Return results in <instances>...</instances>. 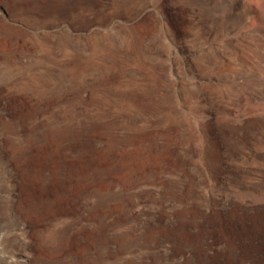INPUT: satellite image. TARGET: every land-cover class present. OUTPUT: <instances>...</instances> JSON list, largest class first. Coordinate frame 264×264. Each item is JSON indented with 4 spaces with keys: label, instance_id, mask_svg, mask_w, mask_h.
<instances>
[{
    "label": "rangeland",
    "instance_id": "374dc122",
    "mask_svg": "<svg viewBox=\"0 0 264 264\" xmlns=\"http://www.w3.org/2000/svg\"><path fill=\"white\" fill-rule=\"evenodd\" d=\"M6 37L24 46L17 59L0 56V139L10 138L9 150L17 148L10 128H27L73 102L88 107L87 96L103 74L110 73L108 86L118 87L147 79L151 65L158 100L118 124L159 127L160 140L175 147L182 188L173 196L149 180L116 213L115 196L103 198L90 187L72 191L75 171L61 159L42 167L45 181L57 170L58 185L31 196L42 207L24 216L28 231L14 238L1 203L9 158L0 154V264H27L19 257L28 254L38 256L30 264H46L41 254L62 249L68 235L94 230L108 237L127 226L145 230L166 221L170 227L145 264H264V0H0V39ZM100 39L113 48L74 86L57 79L43 91L27 88L31 68L82 64ZM90 135L68 159L89 146ZM102 139L98 134L93 142ZM190 175L199 183L187 190ZM8 219H17L13 205Z\"/></svg>",
    "mask_w": 264,
    "mask_h": 264
},
{
    "label": "bare ground",
    "instance_id": "6f19581e",
    "mask_svg": "<svg viewBox=\"0 0 264 264\" xmlns=\"http://www.w3.org/2000/svg\"><path fill=\"white\" fill-rule=\"evenodd\" d=\"M140 33L141 34H138L137 32L138 36L142 38L143 33ZM15 39L14 41L7 37L0 39V56L5 62L17 59L22 55L21 53L24 46L18 40L15 41ZM110 45L111 44H108L107 41H102L101 39L94 41L91 57L89 56L90 58H88L87 61L79 65H71L68 62H62L55 68L50 67V65H43L36 69L31 68L26 82L27 88L30 87L35 90L43 91L49 87L48 84L57 79L66 80V83L68 82L67 84L70 85L69 88H71L75 81L77 83V81L84 76L85 72L91 67V64L98 65L105 61V57L110 51L108 50L110 49ZM112 45L111 47L113 48ZM105 63L103 64L105 65ZM148 72L149 76L147 79L135 82L127 79V81H124L123 84L121 83L122 85L118 87H115L116 85H114V87H110L111 85L108 86V82L111 79L110 73L103 74L104 76L102 79L96 83L97 85L90 91L87 99L85 98L88 100V103H85L88 107L83 104V100L82 102H73L68 105H62L60 109L49 117L36 121L32 119L34 122L29 124L27 128H13L12 130L10 128L13 142L17 146L14 152H12L13 149L9 150L8 140L10 138L7 140V138L1 136L0 154L9 158L4 163L3 167V170L8 172L9 176L5 189L6 194L1 203H3L6 208V222L11 228L12 237L19 238L26 233L28 228L24 216L32 213V211L36 212L42 207L43 201L34 198L32 200L31 196L41 189V187L46 188L47 191L49 186L55 187L58 185L57 170L55 169V172L51 170L52 172L48 177L49 179L45 181L43 179L44 172L42 174L41 171L42 167L52 163L58 166L61 159H64L63 162H67L69 168L71 167L72 171L73 169L75 171L69 176V183L71 184L70 189H72V191L90 187L94 188L103 198L115 196L116 201L111 209L116 213L124 212L129 204V195L134 192L135 188L147 183L149 180L152 182H161L168 194L173 196L177 189L182 188L180 179H178L180 176L178 175V178L175 177V147L160 140L159 133L161 132L158 133L159 127L157 130V128L150 127V123L141 124L139 122L136 129L128 130L129 128L131 129L130 126L125 129L121 127L124 123H120L123 124L121 126L118 124L123 119V116L125 117L128 114L131 116L134 112L136 115L138 111L151 105L152 101L158 100L156 96H153L155 92L153 89L155 81V78H153L154 67L150 65ZM91 83L93 84V82ZM57 89L58 87L56 90ZM55 92L53 94L56 95L57 93ZM80 94L82 95V93ZM168 114L170 113L168 112ZM168 114L167 118L169 117ZM34 117L33 115V118ZM143 117L144 116H142V118ZM134 125H136V123ZM162 131L164 130L162 129ZM167 132L169 133V131ZM86 133L91 134L89 146L84 150L82 149L83 152H80L78 157H75L76 159H68L67 156L69 157V154L73 152V146L80 143ZM98 134H100L103 139L102 142L97 144L94 143L93 140L96 139ZM90 158L91 162L89 161V163L91 164H85V161L88 162ZM76 167L77 169L75 170ZM191 170L193 171V169ZM193 172L196 171L194 170ZM188 179V187H185L187 190H191L193 184H195V176L190 175ZM197 184H195L194 187ZM152 186V188H154V185ZM147 189H149V186ZM163 192L165 191L163 190ZM12 205L17 217L14 222L8 219ZM148 223L150 222H147V224ZM168 223L169 221H166L163 225H157L155 223L145 230H140L141 227L138 229L136 227L138 225L135 224L133 226H127L126 228L124 227L122 231L108 237H103L94 230L89 231L82 237H79L77 234L68 235L67 238L64 237L66 238V242L62 246L63 248L59 251L41 254L42 261L46 264H58L61 260L63 264H145L146 259L153 253L152 249L158 242V239L169 229L170 226L167 225ZM36 257H38L37 254L36 256L34 254H28L20 255L19 258H21L24 263L30 264Z\"/></svg>",
    "mask_w": 264,
    "mask_h": 264
}]
</instances>
